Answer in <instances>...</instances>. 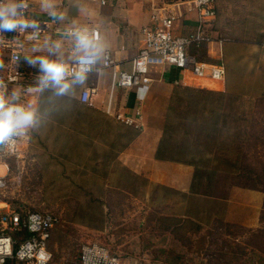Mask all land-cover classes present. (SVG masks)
I'll return each mask as SVG.
<instances>
[{"label": "rangeland", "instance_id": "obj_1", "mask_svg": "<svg viewBox=\"0 0 264 264\" xmlns=\"http://www.w3.org/2000/svg\"><path fill=\"white\" fill-rule=\"evenodd\" d=\"M250 2V5H264V0ZM263 20L258 15L255 24L243 27L252 42H264ZM236 59L229 62V74L227 67L229 84L238 79L247 87L252 86L259 74L253 73L252 63L241 67ZM247 99L246 108L253 104L252 100L256 101L251 110L259 122L256 129L248 124L247 131H257L264 139V97ZM85 107L75 101L62 104L52 119L95 113L94 108L85 110ZM52 119L38 132L22 139L19 156L6 159L7 187L0 193V199L11 206L51 211L59 216L60 223L54 227L50 241L49 264H79L81 247L88 242L105 245L119 257L121 264L133 261L138 264H264L262 231L222 224L219 218L210 219L206 212L211 211L213 204L205 197L191 200L183 192L176 193L130 171L124 174L126 171L117 169L114 175L117 174L118 181H107V185L100 178H94L92 170L80 169L77 161L68 159L69 150L65 155L57 152L59 146H55L54 137L63 135L72 137L71 141L82 140L72 131L77 130L78 123L69 121L65 123L68 128H62L61 123ZM252 142L243 144L242 148L264 153V144ZM76 147L72 151L78 155L85 148ZM91 192L102 202H90L91 195L87 193ZM99 212L103 213L101 223L89 218L99 216Z\"/></svg>", "mask_w": 264, "mask_h": 264}, {"label": "crops", "instance_id": "obj_2", "mask_svg": "<svg viewBox=\"0 0 264 264\" xmlns=\"http://www.w3.org/2000/svg\"><path fill=\"white\" fill-rule=\"evenodd\" d=\"M59 3L69 18L78 19L80 23L100 29L117 69L125 71L131 70L132 59L143 45L141 29L153 25L155 15L160 17L166 13L175 15L174 30L179 35L190 34L197 27V11L191 8L188 0H112L107 5L86 0V11L80 15L72 0H59ZM250 3V0H215L216 18L206 25V31L212 36L213 41L201 46L206 52L200 60L209 64L222 62L226 70L228 67V74L229 62L235 57L238 66L248 67L252 63L253 73L259 74L252 86L247 87L245 82L242 83L238 79L236 83L230 85V77L227 74L223 81H212L207 78L197 79L189 71L167 66L153 71V81L149 85L116 87L111 91L112 70L103 68L93 72L86 84L77 90L73 100L84 104L79 98L81 91L85 88L94 90L92 105H84L87 106L85 110L94 108L95 113L68 115L62 117L60 121L61 127H66L65 123L69 121L77 122L78 130L75 132L82 139H90L93 143V146L88 147L85 144L84 151H80L81 155L72 153L71 161H77L80 169L126 168L133 173L146 176L154 184L187 193L186 197L191 200L205 197L189 194L193 166L158 160L155 153L162 133L166 108L176 86L230 91L245 97L264 96V42L258 43L254 42L255 40L252 42L243 28L255 24L258 15L264 17V5ZM28 11L36 20L45 23L39 40L32 39L27 33H21L16 37H11L10 33H3V39L0 37V41L6 40V43L12 41L21 56L32 55L34 45L43 44L49 39H59L63 27V24L52 21L47 14L40 11L37 0H31ZM219 38L226 40L220 43ZM1 43L0 59L6 60L10 48H5V44ZM69 45L70 42H65L66 48ZM246 72L248 73L247 70ZM17 87L20 86H13L11 89ZM25 99L31 101L34 97L26 95ZM137 112H140V116ZM119 115L121 118L129 116L136 118L140 126L125 123L118 118ZM122 126H134L139 128L141 133L126 148L119 150L117 146H112V140L117 139L118 129ZM205 199L213 204L211 211L206 212L210 219L219 218L222 224L237 225L251 231L264 227L262 218L264 194L261 191L235 186L227 199L213 197ZM131 264L138 263L133 261Z\"/></svg>", "mask_w": 264, "mask_h": 264}, {"label": "trees", "instance_id": "obj_3", "mask_svg": "<svg viewBox=\"0 0 264 264\" xmlns=\"http://www.w3.org/2000/svg\"><path fill=\"white\" fill-rule=\"evenodd\" d=\"M201 48L194 50L199 59H202L206 52L205 48ZM19 66L25 72V80L32 85L38 75L37 69L28 66L24 56L20 57ZM247 98L251 97L230 91H214L182 85L174 88L166 108L155 157L158 160L193 166L189 194L227 199L231 189L235 186L258 190L264 194V153L258 151L252 153L242 148L243 144L250 143V141H253L252 144H264V139L257 134V131L252 133L247 131L248 124L256 129L257 123H259L251 110L252 107L255 108L256 101L252 100L253 104L246 108L245 105L249 100ZM256 98L254 97V99ZM72 101L74 100L72 99ZM64 116L68 115L54 117L52 121L60 123ZM62 128H68V126ZM140 133L141 130L134 126L119 127L117 139L113 138L112 146L123 150ZM71 139L72 137L63 135L60 138L54 137L57 144L55 146H59L57 152L65 155L69 150L68 152L73 157L72 149L77 148L76 146L81 147L85 144L93 146L90 139L86 140L81 137L82 140L79 142L78 140L71 141ZM85 170H92V176L100 178L106 184L107 181L114 183L116 180L118 181L117 174L114 175L116 170L106 168ZM123 171H126L124 174H127L130 170L123 168ZM166 190L168 189L166 188ZM87 194L91 195L90 202H102L93 197L92 192ZM182 194L187 195V193ZM13 207L23 213L26 210L43 213V211L23 206ZM91 210L95 211L94 208ZM99 213H101L99 216L90 215L89 218L101 223L103 213ZM262 218L264 221V211ZM59 223L60 220L57 225ZM92 223L89 222V225ZM91 226L96 227L97 225ZM259 230L264 233V227Z\"/></svg>", "mask_w": 264, "mask_h": 264}, {"label": "built area", "instance_id": "obj_4", "mask_svg": "<svg viewBox=\"0 0 264 264\" xmlns=\"http://www.w3.org/2000/svg\"><path fill=\"white\" fill-rule=\"evenodd\" d=\"M107 5L112 0H87ZM192 9L197 11V27L187 35H179L174 30L175 15L166 13L164 16H154V24L141 29L143 45L132 59L130 71L117 69L110 51L103 68L112 70L111 91L116 87H135L149 85L153 81L152 73L156 68L175 66L189 71L197 79L223 81L227 70L220 63L209 64L199 59L193 51L203 44L213 41L206 31V25L216 18L215 0H188ZM38 21V20H37ZM43 31L41 21H38ZM3 34V33H2ZM2 34H0L1 39ZM16 37L21 33H10ZM225 38H219L223 43ZM5 48H10L7 59H0V79L8 83L9 90L13 86L27 88L30 84L25 80V72L20 68V51L8 41ZM96 72V71H94ZM94 90L85 88L80 93V101L92 105ZM110 109V108H109ZM140 116V112H137ZM121 118V115L118 116ZM127 124L139 127L136 118L122 117ZM22 139L11 150L0 152V193L7 187L6 174L9 169L8 158L17 157L21 152ZM4 168V169H3ZM58 215L51 212L17 210L8 202L0 199V264H49L52 259L50 241L54 227L59 222ZM79 264H121L119 257L105 245L98 242H88L82 245Z\"/></svg>", "mask_w": 264, "mask_h": 264}, {"label": "clouds", "instance_id": "obj_5", "mask_svg": "<svg viewBox=\"0 0 264 264\" xmlns=\"http://www.w3.org/2000/svg\"><path fill=\"white\" fill-rule=\"evenodd\" d=\"M39 9L52 21L63 24L59 39L34 45L24 56L36 68L35 82L27 88L9 90L0 79V152L11 150L21 139L30 137L48 123L58 107L75 97L89 76L107 62L108 49L99 28L69 18L59 0H37ZM77 12L86 11V0H72ZM31 0H0V34L27 33L40 39L41 25L29 15ZM65 42H70L66 48ZM43 53V54H41ZM32 95L33 100L25 99Z\"/></svg>", "mask_w": 264, "mask_h": 264}]
</instances>
